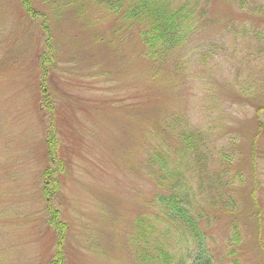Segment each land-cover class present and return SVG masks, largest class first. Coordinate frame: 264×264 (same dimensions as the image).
I'll list each match as a JSON object with an SVG mask.
<instances>
[{
	"label": "rangeland",
	"instance_id": "rangeland-1",
	"mask_svg": "<svg viewBox=\"0 0 264 264\" xmlns=\"http://www.w3.org/2000/svg\"><path fill=\"white\" fill-rule=\"evenodd\" d=\"M28 1L49 19L31 22L23 0H0V264L58 259L41 188L52 126L65 162L53 200L69 224L57 264H136L134 220L160 190L143 169L146 131L155 124L159 135L180 115L216 152H234L232 176L244 172L228 188L235 209L205 204L216 216L205 226L212 252L227 253L233 219L245 237L238 259L264 264V38L254 32H264L263 0H216L163 62L144 59L135 33L111 40L116 17L90 0ZM49 39L59 50L51 65L39 55Z\"/></svg>",
	"mask_w": 264,
	"mask_h": 264
},
{
	"label": "trees",
	"instance_id": "trees-1",
	"mask_svg": "<svg viewBox=\"0 0 264 264\" xmlns=\"http://www.w3.org/2000/svg\"><path fill=\"white\" fill-rule=\"evenodd\" d=\"M90 1L92 5L104 8L109 16L116 17L115 23L119 26H115L118 27L116 30H109L111 40L125 38V31L135 33L144 46V59L163 62L184 45L195 28L203 26L216 0ZM80 4L76 3L77 6ZM23 5L31 22L38 21L40 24L41 18L49 19L47 14L36 13L28 0H23ZM60 8H64L63 3ZM250 9L253 18L261 11L254 4ZM249 22L254 24L253 19ZM231 26L235 29L234 22ZM243 27L249 29L250 25L245 23ZM41 30L50 35L48 22L42 24ZM254 32L264 38V32ZM43 46L45 49L41 50L40 59L44 64L51 65L56 61L59 50L50 39ZM47 72L48 69L44 70V73ZM43 103L52 111L49 102ZM259 109L264 111V105ZM181 118V115L175 116V120L166 122L159 135L158 125L155 124H151L146 131V136L154 143L147 150L143 169L147 170V175L161 191L152 193L146 208L134 220L130 245L134 249L136 264H242L237 255L245 237L233 219L230 221L232 232L226 243L227 253L222 257L217 255V246L215 254L212 252L205 226H209L216 216L210 217L205 204L211 210L218 208L219 204L235 209L233 195H227L232 192L228 188H233L236 180H244V172H234L232 176L234 152L224 149L216 152L217 146L212 147L209 135ZM51 130L53 133H49L47 143L52 163L42 172L41 188L48 224L58 233V259L51 263L57 264L63 258L61 244L69 224L61 218V211L53 200L61 185L59 176L65 171V162L56 156L58 140L53 126ZM251 198L253 205L258 207L255 196ZM257 209L260 215L259 207ZM260 245L264 248L262 243Z\"/></svg>",
	"mask_w": 264,
	"mask_h": 264
}]
</instances>
